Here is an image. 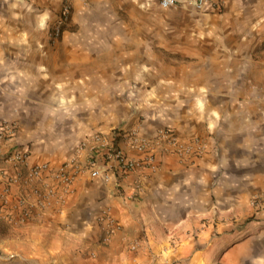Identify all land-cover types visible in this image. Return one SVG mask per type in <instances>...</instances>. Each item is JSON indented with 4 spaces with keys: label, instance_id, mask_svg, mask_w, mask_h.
Wrapping results in <instances>:
<instances>
[{
    "label": "crops",
    "instance_id": "obj_1",
    "mask_svg": "<svg viewBox=\"0 0 264 264\" xmlns=\"http://www.w3.org/2000/svg\"><path fill=\"white\" fill-rule=\"evenodd\" d=\"M63 1L0 0V125L32 163L75 159L61 203L1 226L0 264H264V99L250 91L264 87V0L186 6L175 21L133 15L158 0H68L53 38ZM166 127L205 152L155 149L154 170L89 178L77 147L93 134L153 142ZM105 208L117 225L103 243Z\"/></svg>",
    "mask_w": 264,
    "mask_h": 264
},
{
    "label": "built area",
    "instance_id": "obj_2",
    "mask_svg": "<svg viewBox=\"0 0 264 264\" xmlns=\"http://www.w3.org/2000/svg\"><path fill=\"white\" fill-rule=\"evenodd\" d=\"M223 0H158L162 9L189 5L197 12L208 9H220ZM70 15V3L64 0L59 16L51 30V36L58 38L62 26ZM14 124L0 125V217L6 222L10 215L18 222L32 220L39 217L52 201L61 203L64 195L73 181L75 159L57 166L48 162L32 163L27 150L12 145L10 141L14 135ZM123 139L129 150L141 154L131 158L117 143ZM155 149H161L165 154H173L179 161L186 158H198L205 152V144L195 138L188 142L179 140L176 133L169 128L157 131L153 142L143 138L137 130L123 131L113 129L109 136L96 133L89 140L81 142L77 151H87L86 169L93 180L108 181L114 177H124L135 170L156 169ZM99 220L106 222L102 227L101 241L106 243L116 228V222L110 216L107 208L101 211Z\"/></svg>",
    "mask_w": 264,
    "mask_h": 264
},
{
    "label": "rangeland",
    "instance_id": "obj_3",
    "mask_svg": "<svg viewBox=\"0 0 264 264\" xmlns=\"http://www.w3.org/2000/svg\"><path fill=\"white\" fill-rule=\"evenodd\" d=\"M186 6L189 5H183V6H177L175 8H169V9H160L159 7H154L152 10H148V7L145 9L143 8V11H139L138 9H134L133 10V15L135 16H140V15H147V14H156V15H163V16H167L168 18H170L172 21L178 20L180 17H189L190 15L193 14V12H191L190 10H187L185 8H187ZM194 10V9H193ZM195 11V10H194ZM129 12H122L121 10L118 12L119 15H122L123 17L126 18V15ZM180 20V19H179ZM137 25V23H135V26ZM183 27L185 28V25L183 24ZM172 29H174V26L172 25ZM187 29V28H186ZM175 30V29H174ZM167 43H169L168 45L173 46L174 43L179 42L178 38H175L174 34L169 35V38H167ZM153 43H155L156 45H158L159 40L158 39H153L152 40ZM162 42V40H161ZM172 43V44H171ZM250 91L252 92V94H255L256 92L262 95V98L264 99V87H259V88H255V87H251ZM167 128V127H166ZM170 129V128H169ZM174 131V130H173ZM175 132V131H174ZM176 133V132H175ZM177 135V134H176ZM178 136V135H177ZM179 138V137H178ZM199 138V137H198ZM200 139V138H199ZM180 140V138H179ZM181 141V140H180ZM191 141V140H189ZM203 141V140H202ZM188 142V141H187ZM204 143V142H203ZM60 165V164H59ZM86 167V165H85ZM85 170V169H84ZM87 170V169H86ZM255 201L254 204H252L253 207L257 208V210H255V212H258L259 210H261V206L263 205V202L260 201V198L255 197L253 202ZM262 210H264V206L262 207ZM254 215L248 216L245 220H243V223H248V222H252L254 220ZM262 217L264 219V213H262ZM2 218L0 217V228L3 224L6 223V221L1 220ZM0 234H2V230L0 231ZM1 254V253H0Z\"/></svg>",
    "mask_w": 264,
    "mask_h": 264
}]
</instances>
